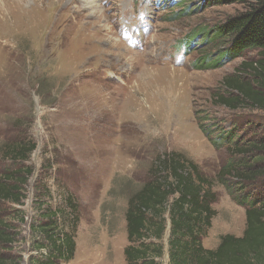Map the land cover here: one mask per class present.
Listing matches in <instances>:
<instances>
[{"label": "rangeland", "instance_id": "rangeland-1", "mask_svg": "<svg viewBox=\"0 0 264 264\" xmlns=\"http://www.w3.org/2000/svg\"><path fill=\"white\" fill-rule=\"evenodd\" d=\"M17 1L20 8H11ZM96 4L2 0L3 13L9 5L13 20L0 15V175L14 168L5 160L7 144L25 139L37 145L22 165L33 172L23 203L0 202V224L14 242L11 252L1 255L21 264L46 253L33 250L31 232L42 187L50 191L54 208L67 195L79 206L76 254L68 264H126L127 190L146 180L160 154L181 153L214 181L231 160L207 140L200 117L226 128L240 124L243 141L264 139L263 112L218 105L228 94L224 80L255 62L257 52L233 58L225 56L228 46L221 40L206 45L217 27L243 11L240 5ZM216 58H223L216 68L198 69ZM229 185L237 197L253 198L252 187ZM214 190L216 217L203 239L208 249L224 235L241 237L246 227V207L217 180ZM162 262L168 264L167 252Z\"/></svg>", "mask_w": 264, "mask_h": 264}, {"label": "trees", "instance_id": "trees-1", "mask_svg": "<svg viewBox=\"0 0 264 264\" xmlns=\"http://www.w3.org/2000/svg\"><path fill=\"white\" fill-rule=\"evenodd\" d=\"M212 1L217 5H240L243 11L217 27L206 45L212 40L223 41L228 46L226 57L240 58L252 50L258 55L255 62L242 64L235 77L224 80L228 94L221 97L218 105L232 111L250 109L264 113V0ZM222 59L197 67L216 68ZM199 120L207 140L216 151L225 149L231 160L214 181L185 155L160 154L151 164L146 180L136 189L127 190L126 264H163L166 252L168 264H264V139L243 141L240 124L226 128L205 116ZM36 149L34 141L25 139L3 148L5 160L11 161L14 168L0 175V202L23 203L33 172L22 165ZM216 180L228 189L236 203L246 207V227L241 237L224 235L215 249H208L203 239L216 217ZM229 182L252 187L253 198L237 197ZM41 190L36 200L39 214L31 232L33 250L46 253L33 256L28 264H68L76 254L79 206L67 195L62 205L54 208L50 191L45 187ZM12 238L7 226L0 224V264H21L18 259L1 255V251L10 253L13 249ZM7 247H11L9 251Z\"/></svg>", "mask_w": 264, "mask_h": 264}, {"label": "bare ground", "instance_id": "bare-ground-1", "mask_svg": "<svg viewBox=\"0 0 264 264\" xmlns=\"http://www.w3.org/2000/svg\"><path fill=\"white\" fill-rule=\"evenodd\" d=\"M52 1V0H51ZM85 3H86V5L87 6H89V7H94V6H96L97 4H96V0H83ZM46 2V1H45ZM44 2V3H45ZM58 2V1H57ZM21 3H22V1H21ZM54 4H55V2H53ZM59 3V2H58ZM1 4H2V0H1V2H0V15H4L5 17H6V20L8 21V19H12L13 20V14H12V11L10 12L9 10H11L10 9V6H11V8L12 7H17L18 9L20 8V1L18 2H15L14 4H10V6L9 5H5V13H3V10H2V6H1ZM23 4V3H22ZM51 4V3H50ZM49 4V5H50ZM44 5V4H43ZM46 5V4H45ZM40 6V5H39ZM37 4H36V1L34 2V6L32 7V8H34V9H36L37 10V8L39 7ZM7 7V8H6ZM51 7V6H50ZM52 7H53V5H52ZM58 7V6H57ZM25 8V10L27 11V9H26V7H24ZM57 9V8H56ZM25 13V12H24ZM26 16V15H25ZM29 16V15H28ZM27 19V18H26ZM1 20V19H0ZM15 21V20H14ZM130 53V52H129Z\"/></svg>", "mask_w": 264, "mask_h": 264}]
</instances>
